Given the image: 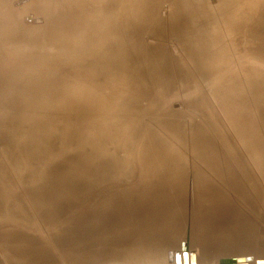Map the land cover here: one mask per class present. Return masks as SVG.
Returning a JSON list of instances; mask_svg holds the SVG:
<instances>
[{"label": "rangeland", "instance_id": "374dc122", "mask_svg": "<svg viewBox=\"0 0 264 264\" xmlns=\"http://www.w3.org/2000/svg\"><path fill=\"white\" fill-rule=\"evenodd\" d=\"M217 1L151 0L162 26V36L156 37L155 25L154 32L149 24H133L134 16L142 15L141 0H0L5 19L4 2L20 16L13 43L27 41L13 56L0 33V120L5 129H17L19 160H13L0 132V264H150L134 260L144 249L151 258L160 256L161 264H189L179 257L188 246L198 250L197 264H212L217 259L208 256L209 235L229 230L242 233L252 246L247 260L235 250L237 241L225 240V262L238 256L233 264L259 259L264 264V118L259 113L264 28L258 43L250 40L256 23L264 20V0H226L216 11L211 6ZM201 7L211 9L212 17L206 16V23L190 21V13ZM194 30L203 31L202 42L192 45L186 37ZM233 32L238 36H228L240 38L236 51L233 43L227 44L232 54L217 50L220 37ZM84 36L93 37L87 53L79 46L86 44ZM103 46H111V55H100ZM107 58L116 64L112 67ZM253 72L260 73L263 84L248 90L243 81ZM25 77H32L33 85ZM90 79L103 95L92 107L107 113L94 122L98 126L89 135L94 139L84 146L87 128L78 115L68 110L66 120L39 116L44 97L61 99L53 103L55 110L83 100L82 84ZM168 79L172 85L161 87ZM237 80L246 97L241 105L229 96ZM22 82L32 89L31 103L21 98ZM16 94L25 102L16 103ZM113 103L123 106L121 116L113 115ZM245 105L247 111H240ZM232 106L237 111H229ZM26 107L32 116L22 110ZM257 117L258 136L248 139L259 140L262 149L244 139ZM198 141L204 142L206 157ZM161 159L165 170L156 163ZM149 163L152 169L158 166L156 171ZM207 223L215 226L206 230ZM174 232L186 233L179 248L169 237Z\"/></svg>", "mask_w": 264, "mask_h": 264}, {"label": "bare ground", "instance_id": "6f19581e", "mask_svg": "<svg viewBox=\"0 0 264 264\" xmlns=\"http://www.w3.org/2000/svg\"><path fill=\"white\" fill-rule=\"evenodd\" d=\"M218 1L219 2H221V6L219 5V3H218ZM217 1V3H216V6L215 7H213V6H211V9H213V10H219V9H223V8H225L224 6H225V4L227 5V2H225L226 0H218ZM141 2H142V6H141V11H142V15L141 14H138V16H134L135 18L136 17H138V18H134V17H132V19L134 18V20H135V22L133 23V24H136L138 21H140V23H139V25H146V24H149L151 27H152V29H153V25H155V30H156V32H157V34H156V37H158L159 35H161L162 36V26H161V20H160V17H159V15H158V10H153V9H151L152 8V5H154V3H151V0H147V2L145 1V0H141ZM212 2V1H211ZM229 2H231V1H229ZM183 3H186L187 4V2H185V1H183V2H179V4H180V6L183 4ZM4 4L6 5L5 7H2V8H4L5 9V13H6V18L7 19H5L4 17H3V15L2 14H0V33H2L1 35H3L4 36V39H5V42L2 44V45H5V46H7V47H9V49L11 50V53H12V55L14 56V54L17 52V48H21V47H23V44L22 43H24V42H27V41H25V39L20 43V44H14L13 43V41L14 40H16V39H18L17 38V36L16 35H18L17 34V29H16V26H17V23H18V21H19V17L20 16H13V13L11 12V10L9 9V8H11V6H10V4L8 3H5L4 2ZM158 4V3H157ZM204 4H205V2H204ZM203 4V5H204ZM208 4V3H207ZM207 4H205V6L207 5ZM229 5V4H228ZM1 6V5H0ZM4 6V5H3ZM207 7H208V5H207ZM213 7V8H212ZM157 9V8H156ZM211 9H205L204 7L202 8L201 7V9H198V10H195V11H193V12H191L190 13V17H189V19H190V21H192V22H195V21H197V20H202L203 21V23H206V21L208 20L207 19V17L206 16H208V17H212L211 15H210V13H211ZM181 10H182V8H180V9H178L177 10V13H180L181 12ZM8 12H10L9 14H8ZM183 12V11H182ZM229 12V11H228ZM127 14H128V10H127ZM126 18V17H125ZM129 18H130V16H129ZM129 21H131V18L130 19H128ZM159 20V21H158ZM213 19L211 18L210 19V21H212ZM95 20H92V22H94ZM158 21V22H157ZM257 24V26H258V31H256V33L254 34V39L253 38H250V40L252 41H255V42H252V45H254V44H256V42H257V39H259L260 38V35H259V33H260V29L263 27L264 28V20H262V22H260V23H256ZM139 25H134L135 27L136 26H139ZM194 25V24H193ZM138 28H141V27H138ZM195 28V27H194ZM54 29V28H53ZM193 29V28H192ZM138 30V29H137ZM154 30V29H153ZM155 30H154V32H155ZM184 30V29H183ZM203 30V29H202ZM202 30H200V31H198V32H196L195 30V34H194V36H189V34H187V36L188 37H186L187 39H189V41H190V43L189 44H192L193 45V42H195L196 40H199L200 42H202L201 40H202V38L200 37V36H202L201 34H202ZM143 31H144V29H143ZM189 31H191V30H189ZM26 32H27V30H26ZM139 32V31H138ZM228 34H231V35H234V36H238V34H236V32H233V33H227V34H225L224 36H222V37H220V39L218 40V48H217V50H219V51H226V50H230V51H227V52H229V53H231V48H229V46L227 45V44H229V43H233V44H235V45H233L232 47L234 48V50L236 51V49L239 47L238 45H240V38L239 37H237V38H232V37H230V36H228ZM16 37V38H15ZM85 37V36H84ZM88 37H90V38H92L91 40L90 39H88ZM88 37H85V39L87 38V41L85 40L84 41V43L86 42V44H83V42L82 43H80V44H83V45H79V46H81V50L82 51H84V52H90L91 51V48L89 47L90 45H89V42H88V40H90V41H92L93 40V37H91V36H88ZM13 38H15L14 40H13ZM21 38V37H20ZM19 38V39H20ZM23 38V37H22ZM225 38H229V39H227V41L225 40ZM27 40L29 39V38H26ZM20 41V40H19ZM29 42H30V40H29ZM92 43V42H91ZM94 43V44H93ZM91 45H96V43L95 42H93ZM258 43V42H257ZM26 44H28V43H26ZM25 44V48H27V45ZM207 44H209V43H207ZM242 44V43H241ZM89 45V46H88ZM111 46H109V47H107V46H103V52L104 53H102V51L100 52V55H105V56H109V55H111V54H109V55H107V52H110L111 53V51L112 50H109L108 48H110ZM205 47V46H204ZM159 48L161 49L162 48V45H159ZM203 48V47H202ZM201 48V49H202ZM110 49H112V48H110ZM200 49V50H201ZM109 50V51H108ZM203 54H204V51L202 52ZM24 54H27V52L26 53H24ZM232 54V53H231ZM16 55V54H15ZM229 55V54H228ZM227 57V56H226ZM83 58V57H82ZM108 59V58H107ZM78 60H79V58H78ZM109 61H110V65L113 67L115 64H116V62L114 61V60H110V59H108ZM204 60V64H207V60L204 58L203 59ZM225 60V59H224ZM83 61H86V60H83ZM92 61H93V59H92ZM115 62V63H114ZM56 63V62H55ZM167 64V63H166ZM201 65H202V63L200 62L199 63V66L201 67ZM53 66H55V64L53 65ZM56 66H57V64H56ZM93 66V63H92V65H91V67ZM90 67V68H91ZM52 68H56L57 69V67H52ZM86 69H88V68H85V71H88L89 72V70H86ZM54 71H55V69H54ZM156 71H157V68H156ZM27 80H26V82H28V84L31 82V80L33 81V79H32V77H25ZM234 80L236 79V78H233ZM247 80V81H246ZM246 80L245 81H243V84L245 83V82H247V88H248V90H253V89H256L257 87H259V86H261L262 84H263V80H262V76L260 75V73L259 72H253L252 74H248V76H247V78H246ZM25 82V81H24ZM24 82H22L21 84H23ZM32 83V82H31ZM30 83V84H31ZM29 84V85H30ZM136 84L137 83H135V84H133V87L134 88H136ZM246 84V83H245ZM244 84V85H245ZM24 86H25V84H23ZM22 85V86H23ZM29 85H27V86H25L26 88H28V86ZM32 85H33V83H32ZM165 85H172L171 84V82H170V80L168 79V80H166V81H164L163 82V84H162V86L161 87H163V86H165ZM241 85H242V82H240L239 80H237V83L236 84H234L233 86V88H230L229 89V96H230V99L232 100V102L233 103H237V105H241V103L243 102V101H245V96L243 95V94H241L240 93V87H241ZM23 86V88H24V95L22 94V99H24V100H26V102L25 101H22L21 99H20V96H18V94H16L15 95V97L13 98L15 101H16V103H19V104H22V102H25L26 104H28V100H29V102L31 101H33V99H31V97L33 96L32 95V89H31V91H30V88H28V89H25V87ZM47 86H50L49 84H47L46 86H45V89H48V87ZM52 87V86H51ZM55 87V86H54ZM94 87H96V84L94 83V81L93 80H89L88 82H83V84H82V89H83V93H84V97H83V100H78V99H76V100H74L73 101V105L72 106H63L62 104H59L60 106H59V108L57 109V110H55V108H56V104H53V103H56V102H59V101H61V99H59L56 95L55 96H52V95H50V96H48L47 98H45L44 97V99L43 98H41V99H43L44 100V102H43V104H42V106L40 105V116L39 117H41V119H42V121H44V116L45 115H50L49 117L51 118H55V119H63V118H65V119H63V120H66V115H67V111L68 110H70L69 112L70 113H72V115L73 114H75V115H78V120H80V122L83 124V123H85L84 125L86 126V128H87V130H86V132H85V134H86V137L84 138V139H82V141H81V143H83L84 144V146H86L85 145V143H87L86 141H88V140H90L89 142H91L93 139L89 136L90 135V131L92 130V129H94L95 130V128H96V126H98V125H96V124H94V122L95 121H97V120H99V118H104L103 117V113H107V112H104V110H96L95 108H93L92 107V105H94L95 103H97L99 100H102L103 101V98H102V96H98V95H100V93L99 94H97V91H96V88H94ZM22 88V87H21ZM114 88V87H113ZM20 89V88H19ZM51 89V88H50ZM109 89V88H108ZM21 90V89H20ZM28 91V92H26L25 93V91ZM34 90V89H33ZM112 90V89H111ZM128 90V89H127ZM163 90V89H162ZM23 91V89L21 90V92ZM56 91V93H57V89L55 90ZM114 91H116L115 89H114ZM119 91V90H118ZM166 91V90H165ZM34 92V91H33ZM113 92V91H112ZM124 92H127L126 90L124 91ZM221 92H223L222 90H221ZM16 93V92H15ZM31 93V94H30ZM128 93V92H127ZM231 93H233V94H231ZM36 94V93H35ZM58 94V93H57ZM69 94H70V92H69ZM68 94V95H69ZM102 94V93H101ZM32 95V96H31ZM53 95H54V93H53ZM223 95V94H222ZM231 95H233V96H231ZM34 96H36V95H34ZM19 97V98H18ZM102 99H101V98ZM138 97V96H137ZM223 97H224V95H223ZM100 98V99H99ZM105 98V97H104ZM108 98V97H107ZM20 100V101H19ZM105 100V99H104ZM108 100V99H107ZM22 101V102H21ZM82 101H83V104H82ZM101 101V102H102ZM108 101H110L109 102V104H111L112 103V100H108ZM108 101H105V102H108ZM21 102V103H20ZM30 102V103H31ZM42 102V101H41ZM101 102H98V103H101ZM104 102V103H105ZM11 104H14V103H11ZM25 104V105H26ZM107 104V103H106ZM16 105V104H15ZM13 106L12 108L13 109H16V106ZM27 106V105H26ZM29 106V105H28ZM246 106L247 105H245V106H243V108H241V109H239L240 111H242L243 110V112H245V111H247V109H246ZM31 106H29L28 108H30ZM27 108V107H26ZM24 109V108H22V110L28 115V116H32V113L33 112H30V110L28 111V108L27 109ZM116 108H118V109H116ZM234 107L232 106L231 108H228L229 109V111L230 110H232V111H235L236 109H233ZM32 109V108H31ZM92 109V110H91ZM55 110V111H54ZM124 109H123V106L122 105H116V104H114L113 103V109H112V111L113 112H115L113 115L115 116V114L117 115V114H119V116H121V114H120V112L121 113H124V111H123ZM120 111V112H119ZM237 111V110H236ZM13 112V111H12ZM108 112H110V110L108 111ZM259 113H260V116L262 117V119L264 118V105L261 107V109H259ZM111 114H112V112H111ZM106 115V114H105ZM123 115V114H122ZM259 116V117H260ZM49 117H48V119H49ZM106 117H108V116H106ZM118 117V116H117ZM51 118V119H52ZM110 118V117H109ZM12 119L14 120V122L15 123H17V122H19V118H18V116L17 115H15L14 114V112H13V116H12ZM259 119H258V117H257V119H254V121H252V122H250L249 124H248V129L250 130V131H248V133H247V135L248 136H246L244 139L246 140V141H248V142H252V141H250L249 139H248V137H251L252 139H256L257 138V136H258V131H257V121H258ZM46 121V120H45ZM61 121V120H60ZM68 121V120H67ZM63 122H65V121H63ZM62 122V123H63ZM79 122V121H78ZM80 123V124H81ZM3 120H0V132H2L3 134H5L4 136H6V139L8 140V145H9V150L11 151V153H12V158H13V160L18 164V156H17V148H16V145H15V143H14V139H15V135H16V132H17V129L14 127V128H11L10 130L9 129H5L4 127H3ZM57 124V123H56ZM59 124V123H58ZM65 124V123H64ZM67 124V123H66ZM75 124V123H74ZM76 125H78L77 124V122H76ZM62 126V125H61ZM64 126V125H63ZM84 126V127H85ZM59 128H61V127H59ZM63 128V127H62ZM54 129V128H53ZM85 129V128H84ZM57 130H59L58 128H57ZM56 130V131H57ZM77 130V129H76ZM75 130V131H76ZM103 130V129H102ZM73 131V130H72ZM87 131H89V132H87ZM58 132V131H57ZM66 134H70V132L69 131H66L65 132ZM64 133V134H65ZM93 133V132H92ZM103 133H104V131H103ZM66 134H65V136H66ZM73 134V133H72ZM96 134V133H95ZM92 135V134H91ZM64 136V137H65ZM85 136V135H84ZM129 135L127 134V137H128ZM92 137H94V135H92ZM63 139V138H62ZM128 139V138H127ZM69 140V139H68ZM97 140V139H96ZM71 141V140H70ZM69 142V141H68ZM85 142V143H84ZM65 143V142H64ZM95 143V142H94ZM79 145H77V143H76V145L77 146H83V144H80V143H78ZM88 144H90V143H88ZM96 144V143H95ZM197 144H198V151H199V153L201 154V156L202 157H206L207 156V152H206V150H205V148H204V142L203 141H198L197 142ZM252 144H253V142H252ZM52 145V144H51ZM80 146V147H81ZM83 146V147H84ZM87 147H88V145H87ZM253 147H255L256 149H262V147H260V141L258 140V142H256V143H254L253 144ZM73 149H75V148H73ZM83 150H85V148H83L82 149V152H85V151H83ZM69 151V150H68ZM64 152V151H63ZM62 152V153H63ZM67 153H64V155L63 156H65ZM75 154V153H74ZM68 155V154H67ZM66 155V156H67ZM50 156V155H49ZM75 156H77L76 154L74 155V157ZM41 157H39L38 159H40ZM165 157L163 156V159H164ZM37 159V160H38ZM163 159H161V161H156V163H157V165L159 164V167L161 168V169H163L164 168V170H165V168H166V166H164L166 163L164 162V160ZM43 160H45V163H49L48 161L49 160H51V158H49V157H47V156H44L43 157ZM167 160V159H166ZM42 161V160H41ZM73 162L75 163V161H74V159H73ZM150 162H152V161H150ZM167 162V161H166ZM150 164V163H149ZM211 164L212 165H215L216 163L215 162H211ZM46 165H48V164H46ZM153 165V164H152ZM154 166V165H153ZM150 167H151V164H150ZM149 167V168H150ZM155 167H156V165H155ZM155 167H154V169H155ZM158 167V166H157ZM156 167V168H157ZM52 169V168H51ZM50 169V170H51ZM151 169H152V167H151ZM150 169V170H151ZM154 169H152V170H154ZM158 170L159 171H161L159 168H158ZM27 171H29V169L27 170ZM27 171H25V172H27ZM154 171H156V170H154ZM24 172V173H25ZM51 172V171H50ZM23 173V174H24ZM161 173L163 174L164 172H163V170L161 171ZM49 174H51V173H49ZM50 176V175H49ZM49 176H47V177H49ZM51 176H53V175H51ZM46 177V179H43V181L45 182V180L47 181L48 180V178ZM175 179V178H174ZM52 180V179H51ZM49 181V180H48ZM173 181V180H172ZM168 183V182H167ZM171 183V182H170ZM173 183H175V182H173ZM48 184V183H47ZM32 185V184H31ZM46 197V196H45ZM212 223V222H211ZM205 224H206V222L203 224L204 226H205ZM208 224H210V223H207V225H206V227H204V229H210L212 226H215L214 224H211V225H208ZM235 224H237V223H233V226H235ZM142 225V224H141ZM146 226V225H145ZM145 226H143V227H145ZM228 226H231V223H228L227 222V227ZM131 227V226H130ZM133 227V226H132ZM190 227V226H189ZM183 228V227H182ZM154 229V228H153ZM188 229V228H187ZM186 229V230H187ZM216 229V228H215ZM234 229H238V228H234ZM146 230V228L144 229V231ZM149 230V229H148ZM153 231V230H152ZM151 231V232H152ZM176 231H178V230H176ZM146 232H147V230H146ZM179 232H181V231H179ZM183 232H185V230L184 231H182V233ZM187 232V231H186ZM190 232V231H189ZM150 233V232H149ZM188 233V232H187ZM191 233V232H190ZM179 233H176V232H174V233H172V234H170L169 235V237L170 238H173V240H175V243H174V241H173V244H175V246H178V248L179 247H181V243L182 242H184L185 240H186V238H183L182 236L183 235H185L186 233H184L182 236H181V234H179ZM189 234V233H188ZM146 235V234H145ZM148 235V234H147ZM107 236H110V234H108ZM179 236H181L180 238H179ZM168 237V238H169ZM185 237V236H184ZM190 238V237H189ZM108 239V238H107ZM106 239V240H107ZM161 241L163 240V239H160ZM225 240H230V241H237V243H236V246L234 247L235 248V250L236 251H238V253L239 254H241V255H244V254H246V258H248L247 260H249V256H248V251L250 252V249H251V246L252 245H250V240L249 239H247L246 237H243L242 236V233H240V232H238V231H232V230H229V231H227V232H225L224 234H222V235H218L216 232H213L212 234H210L209 235V249H208V256H209V252H210V254H212L216 259H217V261L216 262H214V263H212V264H233L234 263V261H235V259L238 257H236L235 259H234V257L233 258H231L230 256V261L229 262H225L224 260H227V258H225L226 257V255L228 254V251L226 252L225 251V249L223 248V246H225L226 244H225ZM161 241H159V242H161ZM163 242V241H162ZM105 244H107V242L105 243ZM143 247H145V246H143ZM183 248V252H181L182 253V255L181 256H179L180 257V259L181 260H184L183 262H187V261H189V264H197V262L199 263V261H197V258H196V256H197V254H198V250H195L194 249V247H191V246H188V247H182ZM233 248V249H234ZM143 249V248H142ZM253 250V249H252ZM255 250V249H254ZM257 250V249H256ZM259 250V249H258ZM261 250V249H260ZM236 251H235V253H236ZM231 252V251H230ZM261 252H262V250H261ZM207 253H206V255H205V262H206V257H207ZM233 254V253H232ZM258 255V254H257ZM137 256V255H136ZM140 256V257H139ZM139 256H137L134 260L135 261H138V259H144V260H147V259H149L150 260V264H159L160 262H159V258H160V256H158V257H152L151 258V256H149V251H147V250H145L144 249V252L142 253L141 252V255H139ZM243 257V256H242ZM245 258V259H246ZM253 258V257H252ZM218 259L220 260L221 259V261L219 262L218 261ZM239 259H241V258H239ZM181 260H177L178 262L179 261H181ZM193 260V261H192ZM246 260V261H247ZM114 261V260H113ZM135 261H134V263H135ZM175 261H176V259H175ZM257 261V260H256ZM259 261H260V259L258 260V263H259ZM99 262V261H98ZM97 262V263H98ZM101 262H103V261H101ZM108 262V261H107ZM159 262V263H158ZM248 262V261H247ZM94 262H92V264H93ZM119 262H117L116 263V261L114 262V263H112V264H118ZM162 263V262H161ZM160 263V264H161ZM171 263V262H170ZM173 263V262H172ZM176 263V262H175ZM258 263H256V264H258ZM102 264V263H101ZM111 264V263H110ZM174 264V263H173ZM183 264V263H182ZM201 264H203V263H201ZM241 264V263H240ZM245 264V263H244ZM247 264V263H246Z\"/></svg>", "mask_w": 264, "mask_h": 264}]
</instances>
